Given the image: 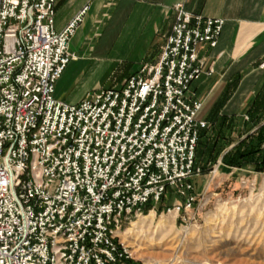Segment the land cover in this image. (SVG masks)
Masks as SVG:
<instances>
[{
  "label": "built area",
  "instance_id": "built-area-1",
  "mask_svg": "<svg viewBox=\"0 0 264 264\" xmlns=\"http://www.w3.org/2000/svg\"><path fill=\"white\" fill-rule=\"evenodd\" d=\"M54 4L0 0V264H125V221L168 189L178 210L197 199L209 124L192 85L211 74L200 49L215 48L224 20L175 5L154 60L121 89L67 104L55 82L85 9L56 32Z\"/></svg>",
  "mask_w": 264,
  "mask_h": 264
},
{
  "label": "crops",
  "instance_id": "crops-1",
  "mask_svg": "<svg viewBox=\"0 0 264 264\" xmlns=\"http://www.w3.org/2000/svg\"><path fill=\"white\" fill-rule=\"evenodd\" d=\"M177 4L194 15L224 20L215 48L200 49L206 70H211L192 85L202 102L200 118L219 110V115L248 123V106L260 94L264 97V0H55L56 32L85 12L68 44L75 58L55 82L53 97L78 103L87 92L84 82L109 76L125 80L142 62L154 60L174 23ZM263 123L264 118L259 125ZM257 128L233 137L243 139ZM229 170L228 175L252 172Z\"/></svg>",
  "mask_w": 264,
  "mask_h": 264
},
{
  "label": "rangeland",
  "instance_id": "rangeland-1",
  "mask_svg": "<svg viewBox=\"0 0 264 264\" xmlns=\"http://www.w3.org/2000/svg\"><path fill=\"white\" fill-rule=\"evenodd\" d=\"M116 78L84 82V96L121 89L124 80ZM201 163L196 160L199 168ZM201 169L193 179L197 199L189 211L177 209L182 199L168 189L160 203L125 221L118 237L132 264H264V173L249 167V174L228 175L221 157Z\"/></svg>",
  "mask_w": 264,
  "mask_h": 264
},
{
  "label": "trees",
  "instance_id": "trees-1",
  "mask_svg": "<svg viewBox=\"0 0 264 264\" xmlns=\"http://www.w3.org/2000/svg\"><path fill=\"white\" fill-rule=\"evenodd\" d=\"M262 96V97H261ZM218 111L210 112L205 120L210 124V128H205L200 132L199 141L196 147V160L206 164H215L219 157L221 163L229 168H251L258 173H264V97L263 93L255 98L247 108L246 115L248 123L233 117L219 115ZM258 128L245 138L240 136L234 140L233 134H237L241 129ZM236 142L230 149L228 147ZM201 167V168H202ZM163 199L161 198V201ZM125 264H132L130 261ZM139 264V263H134Z\"/></svg>",
  "mask_w": 264,
  "mask_h": 264
}]
</instances>
